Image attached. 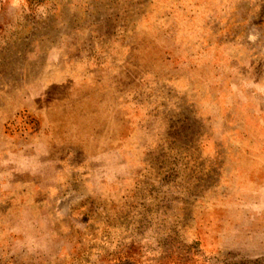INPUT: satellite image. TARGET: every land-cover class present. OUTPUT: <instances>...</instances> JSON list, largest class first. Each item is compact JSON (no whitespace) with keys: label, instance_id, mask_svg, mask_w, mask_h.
Here are the masks:
<instances>
[{"label":"rangeland","instance_id":"1","mask_svg":"<svg viewBox=\"0 0 264 264\" xmlns=\"http://www.w3.org/2000/svg\"><path fill=\"white\" fill-rule=\"evenodd\" d=\"M0 264H264V0H0Z\"/></svg>","mask_w":264,"mask_h":264}]
</instances>
